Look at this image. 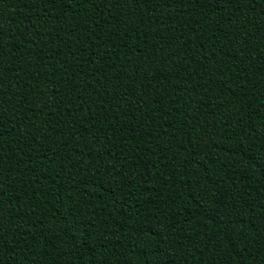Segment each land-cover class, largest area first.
<instances>
[{
    "label": "trees",
    "instance_id": "16d2710c",
    "mask_svg": "<svg viewBox=\"0 0 264 264\" xmlns=\"http://www.w3.org/2000/svg\"><path fill=\"white\" fill-rule=\"evenodd\" d=\"M0 264H264V0H0Z\"/></svg>",
    "mask_w": 264,
    "mask_h": 264
}]
</instances>
